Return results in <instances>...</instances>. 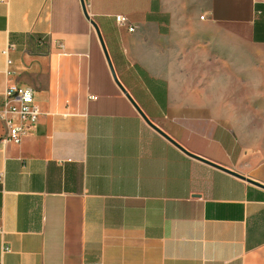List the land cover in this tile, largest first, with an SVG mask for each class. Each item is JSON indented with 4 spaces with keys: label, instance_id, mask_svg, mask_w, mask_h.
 I'll list each match as a JSON object with an SVG mask.
<instances>
[{
    "label": "crops",
    "instance_id": "crops-1",
    "mask_svg": "<svg viewBox=\"0 0 264 264\" xmlns=\"http://www.w3.org/2000/svg\"><path fill=\"white\" fill-rule=\"evenodd\" d=\"M83 2L148 119L242 178L143 121L80 0H0V102L41 110L0 146V264H264V0Z\"/></svg>",
    "mask_w": 264,
    "mask_h": 264
},
{
    "label": "built area",
    "instance_id": "built-area-1",
    "mask_svg": "<svg viewBox=\"0 0 264 264\" xmlns=\"http://www.w3.org/2000/svg\"><path fill=\"white\" fill-rule=\"evenodd\" d=\"M113 18L116 23H128L127 17L122 14H115ZM127 29L132 30V26H128ZM90 98L96 97L91 95ZM40 112V106L31 85H7L0 102V146L9 143L17 144L30 135Z\"/></svg>",
    "mask_w": 264,
    "mask_h": 264
},
{
    "label": "water",
    "instance_id": "water-1",
    "mask_svg": "<svg viewBox=\"0 0 264 264\" xmlns=\"http://www.w3.org/2000/svg\"><path fill=\"white\" fill-rule=\"evenodd\" d=\"M80 3H81V7H82V11H83V14L84 16L90 21L92 27L94 28L95 32H96V35L98 37V40L100 42V45L102 47V50L104 52V55H105V58H106V61H107V64H108V67L110 69V72H111V75L116 83V85L119 87V89L124 93V95L127 97V99L131 102V104L133 105V107L135 108V110L138 112V114L140 115V117L143 119V121L149 126L151 127L153 130H155L157 133H159L160 135H162L163 137H165L170 143H172L173 145H175L178 149H180L183 153H185L186 155L190 156V157H193L197 160H200L202 162H205L211 166H214L216 168H219L221 170H224L230 174H233L235 176H238V177H241V175H239L238 173L234 172V171H231V170H228V169H225L223 167H220L219 165H216L198 155H195L189 151H187L185 148H183L181 145H179L176 141H174L171 137H169L165 132H163L158 126H156L152 121H150V119H148V117L143 113V111L139 108V106L136 104V102L132 99V97L129 95V93L125 90V88L122 86V84L118 81L116 75H115V72L113 70V67H112V64L110 62V59H109V56L106 52V49H105V46H104V43H103V40H102V37L100 35V32H99V29L96 25V23L89 17L86 9H85V5H84V2L83 0H80ZM248 181H250L248 179Z\"/></svg>",
    "mask_w": 264,
    "mask_h": 264
}]
</instances>
